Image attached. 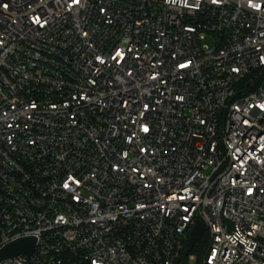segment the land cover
Masks as SVG:
<instances>
[{"label":"built area","instance_id":"built-area-1","mask_svg":"<svg viewBox=\"0 0 264 264\" xmlns=\"http://www.w3.org/2000/svg\"><path fill=\"white\" fill-rule=\"evenodd\" d=\"M199 221L264 264V0H0L1 264H181Z\"/></svg>","mask_w":264,"mask_h":264},{"label":"water","instance_id":"water-1","mask_svg":"<svg viewBox=\"0 0 264 264\" xmlns=\"http://www.w3.org/2000/svg\"><path fill=\"white\" fill-rule=\"evenodd\" d=\"M205 225L203 222L199 221L192 229L190 233V238L187 243V248L185 251V257L190 256L193 252L197 243L201 242L205 234ZM36 248V239L26 238L18 240L4 249L0 250V264L3 261L12 259L21 255L32 256Z\"/></svg>","mask_w":264,"mask_h":264},{"label":"trees","instance_id":"trees-1","mask_svg":"<svg viewBox=\"0 0 264 264\" xmlns=\"http://www.w3.org/2000/svg\"><path fill=\"white\" fill-rule=\"evenodd\" d=\"M207 250H208L207 240L204 239L202 242H199L196 244L192 254L198 257L199 264H202V260L204 259V256L206 255ZM185 260H186V257L182 256L181 264H185Z\"/></svg>","mask_w":264,"mask_h":264},{"label":"rangeland","instance_id":"rangeland-1","mask_svg":"<svg viewBox=\"0 0 264 264\" xmlns=\"http://www.w3.org/2000/svg\"><path fill=\"white\" fill-rule=\"evenodd\" d=\"M205 43L208 44V45H210V46H215L216 41L212 37H209V38H207V40L205 41ZM204 239L206 240V237ZM185 264H199L198 257L196 256V260L195 261H191V260H189L188 257H186Z\"/></svg>","mask_w":264,"mask_h":264}]
</instances>
